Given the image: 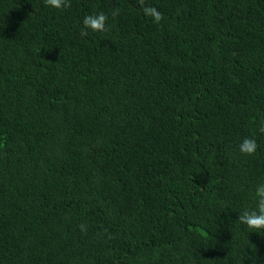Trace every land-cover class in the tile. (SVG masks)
I'll return each mask as SVG.
<instances>
[{"label":"trees","instance_id":"1","mask_svg":"<svg viewBox=\"0 0 264 264\" xmlns=\"http://www.w3.org/2000/svg\"><path fill=\"white\" fill-rule=\"evenodd\" d=\"M143 4L0 0V264H264V0Z\"/></svg>","mask_w":264,"mask_h":264},{"label":"clouds","instance_id":"2","mask_svg":"<svg viewBox=\"0 0 264 264\" xmlns=\"http://www.w3.org/2000/svg\"><path fill=\"white\" fill-rule=\"evenodd\" d=\"M45 4L55 9H62L70 6V0H45ZM145 16L150 17L155 23L159 24L162 20V13L155 7L145 6L143 0H140ZM119 14V10L112 13L113 16ZM108 16L103 13L86 15L82 21L83 27L80 35L86 36L88 31L103 32L106 30ZM258 131L264 134V123L261 124ZM257 142L253 138H245L239 145V150L242 154L252 155L257 150ZM255 207L252 209H246L239 215V222L246 225L249 229L264 230V183L258 184L255 190ZM80 229L82 232H86L85 225L81 224Z\"/></svg>","mask_w":264,"mask_h":264}]
</instances>
